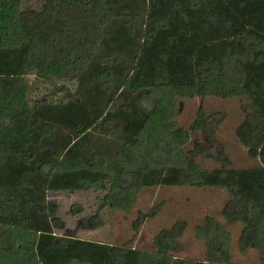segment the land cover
<instances>
[{
    "label": "trees",
    "instance_id": "1",
    "mask_svg": "<svg viewBox=\"0 0 264 264\" xmlns=\"http://www.w3.org/2000/svg\"><path fill=\"white\" fill-rule=\"evenodd\" d=\"M23 1L0 0V264H232L231 234L211 216L194 230L203 260L171 255L183 223L153 252L54 232L48 192L97 193V217L157 187L226 191L240 251L264 264V0ZM31 74L71 98L36 101ZM197 97L246 100L234 134L256 166L236 169L220 149L221 168L206 170L193 156L210 147L185 151L194 131L214 143L203 111L176 122L177 99Z\"/></svg>",
    "mask_w": 264,
    "mask_h": 264
},
{
    "label": "rangeland",
    "instance_id": "2",
    "mask_svg": "<svg viewBox=\"0 0 264 264\" xmlns=\"http://www.w3.org/2000/svg\"><path fill=\"white\" fill-rule=\"evenodd\" d=\"M45 0H24L21 10H40ZM26 81L36 101L46 95L70 99L67 85L50 78L28 75ZM39 90L37 94L35 90ZM37 94V95H36ZM122 98L128 97L122 92ZM244 98L218 99L197 97L177 99L179 127L188 129L199 111L212 116V139L201 131L190 134L185 151H194L197 145L210 147L205 155L196 154L193 160L202 168L212 170L221 168L215 161L221 149L236 169H248L258 164L246 155V150L235 138V129L243 120L241 106ZM210 157V158H208ZM95 192L47 193V205L55 220L54 232L58 237H74L92 242L127 247L141 251H155L154 238L163 230H169L177 223H183L179 246L171 255L179 259L203 260V242L195 239L194 230L202 225L205 216H211L225 224L232 237V264H258V254L253 249L241 252L238 246L242 226L230 224L222 215L227 200V192L211 188L157 187L143 189L136 203L128 213L105 209L96 215L99 203ZM158 207V208H157ZM154 208H157L154 211Z\"/></svg>",
    "mask_w": 264,
    "mask_h": 264
}]
</instances>
